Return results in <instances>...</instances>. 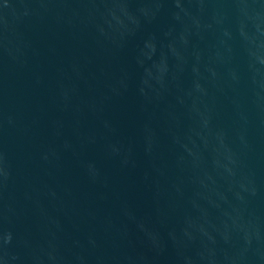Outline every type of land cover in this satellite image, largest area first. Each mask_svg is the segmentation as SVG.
I'll return each mask as SVG.
<instances>
[{"label":"water","instance_id":"obj_1","mask_svg":"<svg viewBox=\"0 0 264 264\" xmlns=\"http://www.w3.org/2000/svg\"><path fill=\"white\" fill-rule=\"evenodd\" d=\"M0 264H264V0H0Z\"/></svg>","mask_w":264,"mask_h":264}]
</instances>
